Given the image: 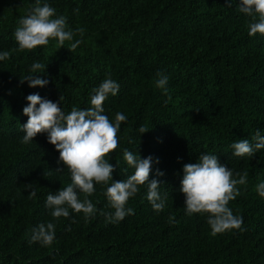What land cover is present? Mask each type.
I'll list each match as a JSON object with an SVG mask.
<instances>
[{
    "label": "trees",
    "instance_id": "trees-1",
    "mask_svg": "<svg viewBox=\"0 0 264 264\" xmlns=\"http://www.w3.org/2000/svg\"><path fill=\"white\" fill-rule=\"evenodd\" d=\"M41 3L65 16L73 31H85L61 48L51 40L19 51L14 32L35 0H0V53H10L0 61V264H264V198L256 191L264 182V149L249 158L236 157L231 148L241 139L254 145L257 130L264 136V35H248L250 18L240 12L241 0L230 7L226 0ZM77 39L83 42L70 52ZM34 62L46 70L32 73ZM158 72L169 77L167 95L156 87ZM28 75L49 82L31 88L21 83ZM109 76L120 88L105 101L104 114L112 122L117 112L127 117L109 158L113 180L134 172L123 158L125 148L152 156L149 180L161 183L165 207L156 212L142 186L127 204L134 214L111 223L101 214L114 212L106 186L96 184L88 197L97 208L94 218L69 209L68 218L54 220L47 195L71 183V174L47 133L21 142L26 97L39 94L66 114L72 107L87 109L93 89ZM140 126L149 131L141 135ZM201 154L216 155L234 178L248 173L247 186H239L242 194L228 205L243 218L240 230L212 236L208 214L187 215L183 166ZM47 222L56 224L53 244L29 243L32 229Z\"/></svg>",
    "mask_w": 264,
    "mask_h": 264
},
{
    "label": "clouds",
    "instance_id": "clouds-1",
    "mask_svg": "<svg viewBox=\"0 0 264 264\" xmlns=\"http://www.w3.org/2000/svg\"><path fill=\"white\" fill-rule=\"evenodd\" d=\"M226 3L230 7L233 0H226ZM239 10L250 18L248 35H264V0H241ZM78 11V8L74 9V12ZM84 31L83 28L73 31L68 27L65 16H57L56 10L49 4L35 0V5L28 14L19 19L14 37L19 51H32L38 46L49 45L51 40H56L61 48L66 41H72L77 33L82 37ZM82 42L77 39L71 43L70 52H74ZM9 56L8 51L0 53V61L8 59ZM45 70L46 66L40 62H34L31 66L32 73ZM25 80L31 88L45 87L49 82L38 75H28L21 79V83ZM168 82V75L157 73L156 87L165 95L168 94ZM119 88V84L109 76L98 88L93 89L95 94L90 100L91 107H72L67 114L57 102L42 98L39 94H29L26 97L29 103L23 108V114L28 120L22 125L25 134L21 142L28 144L34 141L38 134L47 133L48 142L59 152V161L63 162L71 174V183L60 188L55 194L47 195L46 207L52 209L51 216L54 220L68 218L69 209L83 213L86 220L94 218L97 208L88 197L94 194L96 184L106 186L104 195L109 206L114 209L111 213H101L106 216L108 222L118 223L126 216L134 214V209L127 207V204L130 198L140 192L142 186L147 188L146 198L156 212L165 207L167 194L162 196L161 183L156 179L149 180L152 156L141 158L139 154L125 148L123 158L134 172L123 181L113 180L115 168L109 163V158L119 147L118 132L127 117L117 112L112 122L104 114V103L109 96H116ZM62 99L61 96L60 101ZM138 131L142 135L149 130L140 126ZM253 139L256 141L254 145L247 139L233 142V155L253 158L257 150L264 149V136L258 130ZM132 142L129 137L128 143ZM183 172L180 191L185 196L187 215L208 214L207 223L212 236L242 228V216L234 215L228 205L242 194L239 186H247V172L242 175L237 172L235 175L238 179L234 178L233 171L222 165L213 154H201L198 162L185 164ZM157 175L163 173L157 170ZM26 187L31 189L32 184ZM256 191L264 198V182L256 186ZM81 194L84 196L83 200L80 199ZM35 196L36 191L33 189L29 198ZM173 221L174 217L170 216L169 222ZM55 230V223H41L32 229L29 243L39 242L42 246H51L55 240Z\"/></svg>",
    "mask_w": 264,
    "mask_h": 264
}]
</instances>
